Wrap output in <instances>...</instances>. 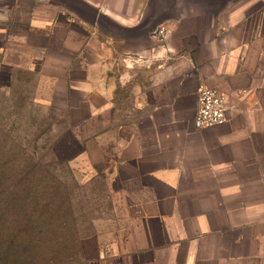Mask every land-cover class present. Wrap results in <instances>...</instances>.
I'll use <instances>...</instances> for the list:
<instances>
[{"label":"crops","instance_id":"1","mask_svg":"<svg viewBox=\"0 0 264 264\" xmlns=\"http://www.w3.org/2000/svg\"><path fill=\"white\" fill-rule=\"evenodd\" d=\"M0 77L111 177L91 264H264V0H0ZM203 88L227 123L196 129Z\"/></svg>","mask_w":264,"mask_h":264},{"label":"rangeland","instance_id":"2","mask_svg":"<svg viewBox=\"0 0 264 264\" xmlns=\"http://www.w3.org/2000/svg\"><path fill=\"white\" fill-rule=\"evenodd\" d=\"M0 77V264H91L124 227L110 176L73 163L64 118Z\"/></svg>","mask_w":264,"mask_h":264},{"label":"built area","instance_id":"3","mask_svg":"<svg viewBox=\"0 0 264 264\" xmlns=\"http://www.w3.org/2000/svg\"><path fill=\"white\" fill-rule=\"evenodd\" d=\"M230 112L231 107L223 93L217 89L203 88L198 94L195 127L204 130L227 123Z\"/></svg>","mask_w":264,"mask_h":264}]
</instances>
